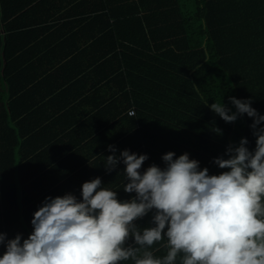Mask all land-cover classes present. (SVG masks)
<instances>
[{
  "label": "trees",
  "instance_id": "trees-1",
  "mask_svg": "<svg viewBox=\"0 0 264 264\" xmlns=\"http://www.w3.org/2000/svg\"><path fill=\"white\" fill-rule=\"evenodd\" d=\"M231 97L264 116V0H0V234L27 239L47 197L82 200L97 177L131 200L109 146L146 154L141 172L168 152L228 171L214 159L257 140L247 114L211 110L236 112ZM166 244L148 250L163 258Z\"/></svg>",
  "mask_w": 264,
  "mask_h": 264
},
{
  "label": "clouds",
  "instance_id": "clouds-1",
  "mask_svg": "<svg viewBox=\"0 0 264 264\" xmlns=\"http://www.w3.org/2000/svg\"><path fill=\"white\" fill-rule=\"evenodd\" d=\"M230 101L236 108L232 114L219 102L211 110L229 123L247 114L257 140L254 151L243 138L228 147L229 158L214 159L228 171L209 175L188 153L177 158L168 152L164 168L153 164L141 172L146 154L124 150L116 156L109 146L113 155L106 157L105 168L112 172L122 161L124 192L134 197L120 201L99 177L83 183L82 200L71 193L47 197L34 213L27 239L0 234V245L6 246L0 264H121L129 259L176 264L181 253V264H264V128L259 127L264 116L251 100ZM150 212L152 226L141 231L136 222ZM165 237L167 254L157 258L148 249Z\"/></svg>",
  "mask_w": 264,
  "mask_h": 264
},
{
  "label": "built area",
  "instance_id": "built-area-1",
  "mask_svg": "<svg viewBox=\"0 0 264 264\" xmlns=\"http://www.w3.org/2000/svg\"><path fill=\"white\" fill-rule=\"evenodd\" d=\"M131 113V115H134L135 114V110H133V109H131L130 111H129V114Z\"/></svg>",
  "mask_w": 264,
  "mask_h": 264
},
{
  "label": "crops",
  "instance_id": "crops-1",
  "mask_svg": "<svg viewBox=\"0 0 264 264\" xmlns=\"http://www.w3.org/2000/svg\"><path fill=\"white\" fill-rule=\"evenodd\" d=\"M70 190H73V189H70Z\"/></svg>",
  "mask_w": 264,
  "mask_h": 264
}]
</instances>
